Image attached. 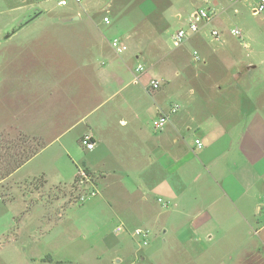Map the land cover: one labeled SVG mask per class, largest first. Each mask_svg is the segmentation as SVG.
Masks as SVG:
<instances>
[{"label":"crops","instance_id":"0c3cea01","mask_svg":"<svg viewBox=\"0 0 264 264\" xmlns=\"http://www.w3.org/2000/svg\"><path fill=\"white\" fill-rule=\"evenodd\" d=\"M80 20L73 16L61 24L69 28ZM213 29L214 24L200 27L189 42L195 47L192 60L199 52L198 64L219 60L220 79L188 64L186 49L178 47L182 50L152 56L163 63L165 85L151 93L150 83L134 81L137 66L148 60L141 48L117 54L111 41L118 37L108 46L87 34L89 44L81 49L86 57L77 65L38 66L26 78L32 85H1L0 122L48 139L33 158L57 146V152L78 159L55 163L59 181L69 174L75 181V166L81 165L100 177L108 193L100 210L49 211L43 200L30 208L26 203L19 221L29 224L21 264H123L136 255L138 264H226L229 259L264 264V85H250L257 64L229 62L232 51L218 57L209 49ZM69 31L84 43L83 35ZM39 40L32 38L19 54L32 51ZM174 105L178 112L164 129L155 130L160 112ZM86 133L94 137L92 151L80 144ZM40 177L49 185L39 166L27 171L23 181ZM118 224L129 232L147 230L152 247L139 252L129 233L115 232ZM11 235L19 241L20 229ZM220 251L238 256L220 260Z\"/></svg>","mask_w":264,"mask_h":264},{"label":"rangeland","instance_id":"374dc122","mask_svg":"<svg viewBox=\"0 0 264 264\" xmlns=\"http://www.w3.org/2000/svg\"><path fill=\"white\" fill-rule=\"evenodd\" d=\"M258 1L243 0L233 4L230 0H82L81 4L70 1L68 6L61 7L57 0H0V89L1 85H32L33 81L29 82L26 78L30 77V69L38 66L51 68L52 66L77 65L86 57V53L81 49L89 44L90 39L87 38L89 36L87 34H92L94 40L103 41L108 46L110 39L118 37L125 42L129 52H136L138 48H141L143 55L148 58L147 61L141 62L145 66L144 73L148 69L149 79L145 77L147 73L143 74L140 81L136 82L138 85H142L140 82L144 81H147L149 85L151 79L158 80L161 86L165 85L161 80L163 63L152 56H164L174 51H181L183 48L187 52L185 60L191 61H187L188 64L202 70L203 75L213 74L214 79L223 78V72L216 70L220 66L219 60L212 62L208 59L205 67L192 60L195 49L192 42L186 41L180 46L181 49L175 45L174 41L178 31L189 28V19L195 9L205 3L215 9L216 15L210 25L214 24L222 37L219 42L212 37L209 38L207 42L209 49L218 57L233 52L232 56L228 55L229 62L257 64L259 68L250 74V85H264V12L258 15L253 12V7ZM78 15L81 20L71 24L69 28L61 24L70 22L71 17ZM33 18L34 22L16 33L17 35H13L15 30L23 26L22 24H27ZM104 18L109 19V25L104 23ZM93 21L97 24L95 25ZM199 25L204 27L207 24L201 22ZM69 29L77 31L78 35H83L84 43L74 39V33ZM234 29L241 31L240 37L232 34ZM9 35H12L11 39L8 38ZM128 35L133 37L125 40ZM34 37L40 40L34 44L32 51L27 50L19 54L22 49L31 46L29 41ZM153 52H156L155 55ZM148 53H151L150 56ZM9 56H12V59H8ZM7 59L11 60L12 64L6 63ZM133 64L136 66L135 59L132 66ZM42 71L45 69L43 68ZM136 74L135 70V76ZM2 136L8 137L12 151L16 148L19 150L18 143L22 142L26 145L28 152H32L38 150L41 145L46 146L48 141V139L35 137L19 130L13 124L8 126V123L0 122V137ZM70 137L68 136V139ZM26 139L28 143L25 144ZM75 149L78 152L77 148ZM79 149L84 156L85 153L80 145ZM57 150V146L49 147L33 158L25 170L14 174V177L8 180L0 179V264H21L19 255L23 248V241L27 239L25 232L29 224H20L19 221L22 219L26 203L30 208L37 199L43 200L49 211L53 209L77 211L83 208L100 210L104 207L101 198L108 193L104 192L103 187L100 186V177L87 171L85 167L76 165L75 172L83 169L92 183L78 186L71 174L65 175L63 181H59L60 175L55 163L68 164L70 158L76 162L78 159L67 151L60 153ZM87 155H90L89 152ZM36 166L45 169L50 186L43 177L23 181L25 173ZM60 182L64 185H58ZM94 186L98 189V193L92 196ZM14 216H17L15 220H13ZM14 225L16 228L12 232H18L20 229L19 241L12 235L8 236L12 233L10 228ZM152 244L150 242V248ZM220 252V260L225 259V256L226 258L232 256L234 259L238 256L237 253L229 254L231 251ZM132 261L126 260L123 264H130ZM226 264H233V262L229 259Z\"/></svg>","mask_w":264,"mask_h":264},{"label":"built area","instance_id":"2783aa9c","mask_svg":"<svg viewBox=\"0 0 264 264\" xmlns=\"http://www.w3.org/2000/svg\"><path fill=\"white\" fill-rule=\"evenodd\" d=\"M70 1H74L76 4L82 3V0H57L58 5L61 7L68 6L70 4ZM240 1H243V0H230V2L233 4L238 3ZM253 12L256 15L264 12V0H259L258 3L256 5H254ZM215 15H216L215 9L208 3H205L203 6L198 8L197 11L195 12V14L191 17V20L189 23V28L187 30L181 29L175 35V37H174L175 45L177 47H180L186 41H188L191 37L196 36L200 31L199 23L203 22L206 24H210L213 21ZM104 21L107 24L110 23L108 18H105ZM232 34L240 37L241 31L239 29H234L232 31ZM210 35L215 41H221V39H222L221 33L216 29H213L211 31ZM111 46L117 54L125 53V52H127V49H128L125 42L120 38L113 39L111 41ZM194 60L196 62L200 61V56H199V53L197 51L194 52ZM144 72H145V66L143 64L138 65L136 68L137 74L135 76L134 81L139 82L140 77L144 74ZM160 86L161 85H160V82L158 80H155V79L151 80L150 92L153 90H158L160 88ZM179 108L180 107L178 105H174V106H172L170 112L161 113L157 117V119H155V121L153 122L154 129L157 131L164 129L170 121V116L172 114L177 113ZM196 143L200 148L202 147V143L200 141H197ZM80 144L87 151H92L96 147L94 137L91 133H86L81 138ZM76 182H77L78 186H84V185H88L89 183H92L90 180V177L88 176V174L83 169L82 170L78 169L77 176H76ZM97 193H98V189L94 186L92 189L91 195L95 196ZM115 232L117 234L129 233L136 240V245L138 247L139 252L142 251L144 248L148 247L150 244V242H149L150 235H149V232L145 229L138 228L132 232L131 231L129 232V230L126 228L125 225L118 224L115 228ZM138 260H139V257L136 255L135 259L130 264H138Z\"/></svg>","mask_w":264,"mask_h":264},{"label":"trees","instance_id":"16d2710c","mask_svg":"<svg viewBox=\"0 0 264 264\" xmlns=\"http://www.w3.org/2000/svg\"><path fill=\"white\" fill-rule=\"evenodd\" d=\"M2 141V143H1ZM8 137H0V179L8 180L25 163L37 155L45 145H41L38 150L28 152L24 143H18L19 150L12 151ZM7 145H3V143ZM25 144L28 140H24Z\"/></svg>","mask_w":264,"mask_h":264},{"label":"water","instance_id":"95a60500","mask_svg":"<svg viewBox=\"0 0 264 264\" xmlns=\"http://www.w3.org/2000/svg\"><path fill=\"white\" fill-rule=\"evenodd\" d=\"M77 18V17H76Z\"/></svg>","mask_w":264,"mask_h":264}]
</instances>
